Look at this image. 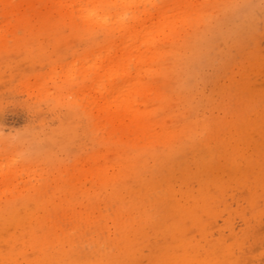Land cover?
<instances>
[{"label":"rangeland","instance_id":"374dc122","mask_svg":"<svg viewBox=\"0 0 264 264\" xmlns=\"http://www.w3.org/2000/svg\"><path fill=\"white\" fill-rule=\"evenodd\" d=\"M51 4L0 31V264H264V0H200L175 35L149 90L167 141L102 124L109 37Z\"/></svg>","mask_w":264,"mask_h":264},{"label":"bare ground","instance_id":"6f19581e","mask_svg":"<svg viewBox=\"0 0 264 264\" xmlns=\"http://www.w3.org/2000/svg\"><path fill=\"white\" fill-rule=\"evenodd\" d=\"M0 1L5 14L14 17L0 28L4 29L1 32H14L20 25L32 30L47 25L48 10L44 18L37 11H29L36 8L37 0H20L18 4ZM163 1L159 4L156 0H52L50 11L61 16V20L74 22L80 18L88 27L104 29L109 37L93 64L92 100L102 124H109L112 131L133 132L148 139L158 127L154 132L158 140L167 141L174 131L170 134L167 121L157 118L162 107L150 106L149 90L168 66L167 56L176 46L175 35L198 15L200 0ZM0 38L4 40V34ZM127 45H132V49L127 50ZM85 77L84 74L83 80ZM122 77L124 85L117 84V78ZM127 171V166H121L120 171L111 175L108 172L107 180L113 181Z\"/></svg>","mask_w":264,"mask_h":264}]
</instances>
